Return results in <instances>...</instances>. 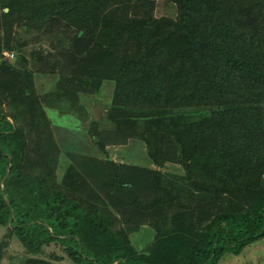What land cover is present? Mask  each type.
<instances>
[{
    "label": "rangeland",
    "instance_id": "obj_1",
    "mask_svg": "<svg viewBox=\"0 0 264 264\" xmlns=\"http://www.w3.org/2000/svg\"><path fill=\"white\" fill-rule=\"evenodd\" d=\"M40 1L17 0L13 12L4 17L9 11L6 5L14 0H0V111L23 132L26 142L19 156L23 168L30 174L46 175L55 189L80 202L86 211H104L111 228L137 254L151 252L157 226L175 212L191 208L195 219L206 224L219 205H242L252 194L251 186L245 175L236 178L221 169L223 158L210 137L201 142L203 151L191 164V178L176 161L174 141L158 145L157 154L169 158L156 165L146 142L137 137L142 132H156L163 138L169 133L165 120L178 119L180 124L196 128L222 107L213 104L176 110L114 104L116 82L111 73L122 57H145L154 52L152 64H163L169 57L166 47L153 51L145 44L147 31L126 33L122 45L106 52L108 46L99 38L103 22L176 21L180 11L176 0H101L95 15L87 18L66 12L64 18L54 11L32 14L31 7ZM74 1L44 0L53 7ZM212 1L218 5L216 12L230 18L254 42L263 27L250 0ZM77 22H94L98 28L79 32ZM78 32L85 38L77 39ZM24 87L31 94L26 99ZM92 124L106 154L89 136ZM42 157L46 164L37 165ZM201 182L221 190L204 194L196 188ZM6 230L0 226V242L5 240ZM8 242L0 264H73L59 244L34 254L15 236ZM217 264H264V239L240 255L226 254Z\"/></svg>",
    "mask_w": 264,
    "mask_h": 264
},
{
    "label": "trees",
    "instance_id": "obj_2",
    "mask_svg": "<svg viewBox=\"0 0 264 264\" xmlns=\"http://www.w3.org/2000/svg\"><path fill=\"white\" fill-rule=\"evenodd\" d=\"M16 1L6 5L9 11L4 17L13 12ZM100 1L75 0L53 7L41 0L37 7H31V13L54 11L65 18L66 12L87 18L95 15ZM250 2L263 27L254 42L239 32L230 18L216 12L218 5L212 0H176L180 10L176 21L108 19L99 31L100 40L108 46L106 52L122 45L126 33L147 31L145 44L153 51L166 47L169 57L163 64H152L154 52L145 57H122L111 73L116 82L114 104L176 110L213 104L222 107L196 128L182 125L178 119L165 120L169 133L163 138L156 132H142L137 137L146 142L156 165L169 158L157 154L158 145L174 141L176 161L190 178L191 164L203 151L201 142L210 137L223 158L221 169L236 178L246 176L252 194L244 203L219 205L210 212L206 224L195 219L191 208L175 212L157 226L151 252L137 254L111 228V219L104 211H86L80 202L55 189L46 175L30 174L23 168L19 161L26 142L23 132L0 111V226L7 229L5 240L0 242V263L8 239L14 236L34 254L59 244L73 264H217L226 254L240 255L264 239V0ZM77 24L79 32L98 28L94 22ZM79 32L77 39H84ZM23 93L25 99L31 95L26 87ZM89 136L106 154L95 124ZM45 161L42 157L36 164ZM196 188L204 194L221 190L205 182L197 183Z\"/></svg>",
    "mask_w": 264,
    "mask_h": 264
}]
</instances>
